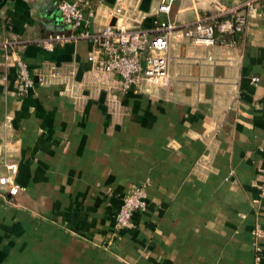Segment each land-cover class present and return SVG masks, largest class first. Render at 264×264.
Segmentation results:
<instances>
[{
    "label": "crops",
    "instance_id": "0c3cea01",
    "mask_svg": "<svg viewBox=\"0 0 264 264\" xmlns=\"http://www.w3.org/2000/svg\"><path fill=\"white\" fill-rule=\"evenodd\" d=\"M60 1L74 0H0V175L15 161L23 188L0 194V264H120L102 236L145 181L146 208L119 231L117 257L147 263L149 242L150 264H253L257 229L264 264V201L252 203L264 167V0L242 33L172 46L170 87L136 95L91 69L90 39L42 47L70 34ZM114 1L98 5L86 32L113 21ZM158 1L131 0L134 14ZM245 1L176 0L160 20L189 27ZM18 61L34 81L23 97ZM50 67L61 79L40 84Z\"/></svg>",
    "mask_w": 264,
    "mask_h": 264
},
{
    "label": "built area",
    "instance_id": "2783aa9c",
    "mask_svg": "<svg viewBox=\"0 0 264 264\" xmlns=\"http://www.w3.org/2000/svg\"><path fill=\"white\" fill-rule=\"evenodd\" d=\"M176 0H159L154 13L134 14L131 0H115L109 9V16L114 21L108 22L99 32L90 34L84 26L96 16L98 5L103 0H74L73 2L60 1L57 11L69 35L55 34L41 41L45 50H52L53 45H63L68 41L90 39L93 50L87 56L91 69L99 74L114 75L118 78L119 88L124 93L140 94L149 93L154 89H168L171 85L170 75V50L172 46L183 40L190 41L193 45L209 47L215 44V32L225 34L242 33L247 23L248 14L256 8L259 0H247L242 11L232 12L230 19L219 22L216 18L207 21H198L189 27L179 28L175 24L160 20V15L168 16ZM147 24V25H146ZM47 79L59 81V71L50 67L47 76L39 78L38 82L44 84ZM254 83L258 79L252 80ZM34 85L29 75L27 65L17 62L16 93L23 97ZM264 154V145L261 147ZM6 175H0V194L6 193L15 197L21 187L15 182L17 163L8 161L4 163ZM258 172L261 183L257 189L253 204L264 201V167ZM146 208V191L137 187L128 193L121 202L115 214L117 229H130L132 216ZM251 237L257 239V229L251 231ZM255 250L260 253V246L254 242ZM259 260V257H257Z\"/></svg>",
    "mask_w": 264,
    "mask_h": 264
},
{
    "label": "rangeland",
    "instance_id": "374dc122",
    "mask_svg": "<svg viewBox=\"0 0 264 264\" xmlns=\"http://www.w3.org/2000/svg\"><path fill=\"white\" fill-rule=\"evenodd\" d=\"M224 11V13L223 14H221V15H219V16H216L215 18L218 20V19H221L222 21H225V20H228V19H230V17H231V14H232V12H229L228 11V8H226L225 10H223ZM219 13H221V12H219ZM210 20V19H209ZM153 93V92H152ZM151 92H150V94H152ZM148 181H145V182H143L142 184H140V185H137V186H135L134 188H132V190L133 189H135V188H137V187H142V188H144L145 189V191H146V188H147V185H148ZM131 190V191H132ZM21 191H23V188L21 189ZM130 191V192H131ZM124 198V197H123ZM145 210V209H144ZM143 210V211H144ZM143 211H141V212H143ZM121 229H117V227H116V223H115V216H114V218H113V221H112V223H111V230L109 231V232H107L106 234H104L102 237H103V239H102V244H101V247H102V250H104V252L109 256V257H111V258H113V259H115V260H117L120 264H150V261H149V258H150V252H153L152 251V249L149 247V245H150V243L149 242H147V245H145V248H146V251H147V255H143L142 257L144 258V259H146L147 260V263H138V261H131V262H129V261H125V260H123L122 258L120 259L119 257H117V253H115V245L117 246V244H116V239L118 238V236H119V231H120ZM157 233L158 234H162V232L161 231H157ZM167 237V235L165 236V238ZM251 240H252V247H253V252H254V260H253V264H261V262H262V248L260 247V253H258L256 250H255V247L253 246V244H254V242H257L256 240L257 239H253V238H251ZM98 247V246H97ZM133 249H131V251H132ZM140 252H144V251H142L141 249H138ZM257 257H259V260H257ZM161 264H165V262H162Z\"/></svg>",
    "mask_w": 264,
    "mask_h": 264
},
{
    "label": "trees",
    "instance_id": "16d2710c",
    "mask_svg": "<svg viewBox=\"0 0 264 264\" xmlns=\"http://www.w3.org/2000/svg\"><path fill=\"white\" fill-rule=\"evenodd\" d=\"M218 21H219V22H223L221 19H218ZM218 34H219L220 36H223V35H225V34H227V33H225V34H221V33L215 32V38H216V39H217ZM228 34H229V33H228Z\"/></svg>",
    "mask_w": 264,
    "mask_h": 264
},
{
    "label": "water",
    "instance_id": "95a60500",
    "mask_svg": "<svg viewBox=\"0 0 264 264\" xmlns=\"http://www.w3.org/2000/svg\"><path fill=\"white\" fill-rule=\"evenodd\" d=\"M113 23H114V21H112V24H113ZM153 91H155V89H154V88H152L150 92H153ZM150 92H149V93H150Z\"/></svg>",
    "mask_w": 264,
    "mask_h": 264
}]
</instances>
